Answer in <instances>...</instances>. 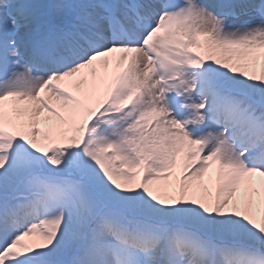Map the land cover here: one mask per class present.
I'll return each instance as SVG.
<instances>
[{"label": "snow or ice", "instance_id": "6c2138e0", "mask_svg": "<svg viewBox=\"0 0 264 264\" xmlns=\"http://www.w3.org/2000/svg\"><path fill=\"white\" fill-rule=\"evenodd\" d=\"M0 264H264V0H0Z\"/></svg>", "mask_w": 264, "mask_h": 264}]
</instances>
